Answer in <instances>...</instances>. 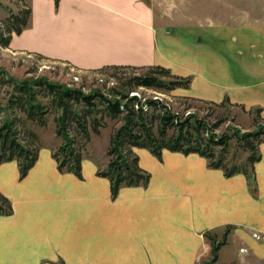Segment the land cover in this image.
Here are the masks:
<instances>
[{
	"label": "crops",
	"instance_id": "1",
	"mask_svg": "<svg viewBox=\"0 0 264 264\" xmlns=\"http://www.w3.org/2000/svg\"><path fill=\"white\" fill-rule=\"evenodd\" d=\"M13 2H0L6 9L0 20L8 8L18 9ZM30 6L29 26L6 49L85 69L162 65L191 77L187 88H176L185 96L214 102L227 96L246 109L260 107L264 117V34L256 27H167L155 22L145 0H59L58 8L54 0H30ZM52 149L41 146L23 178L15 160L0 163V192L13 208L0 215V264H197L204 233L223 234L229 225L217 261L238 264L247 254L250 264H264V240L252 236H264V141L254 164L257 197L242 173L225 176L196 153L164 150L158 159L146 148L135 151L148 184L122 186L112 197L92 159L83 157L79 178L57 168Z\"/></svg>",
	"mask_w": 264,
	"mask_h": 264
},
{
	"label": "trees",
	"instance_id": "2",
	"mask_svg": "<svg viewBox=\"0 0 264 264\" xmlns=\"http://www.w3.org/2000/svg\"><path fill=\"white\" fill-rule=\"evenodd\" d=\"M18 3L17 10L8 8V14L0 20L1 48L8 47L12 35L20 34L30 24V0H18ZM54 4L58 8L59 0H54ZM87 70L106 74L115 82L110 86L104 82L86 92L83 86H67L47 76L17 78L0 67V90L5 88L6 94L4 105H0V115L3 114L0 116V163L15 160L19 177L23 178L34 165L41 147L30 125L43 128L53 115L55 135L60 142L51 150L52 157L60 171L71 172L79 178H82L83 151L91 134L99 135L109 121L118 124L108 139L107 162L96 170L97 175L109 180L112 197L122 186H146L149 182L150 173L139 165L136 148H146L158 159L164 150L196 153L207 159L209 167L222 169L225 176L242 173L253 183L254 164L261 157L259 145L264 141V117L260 107L246 109L243 104L230 102L227 96L220 102L182 96L218 106H238L256 115L253 130L241 131L232 126L217 133L223 117L209 125L196 112L185 114L172 109L160 98L134 93L136 89L169 92L187 88L190 76L175 75L169 68L157 64H106ZM232 140L248 152L242 164L227 162ZM12 212L10 200L0 192V215ZM231 227L225 228L220 240L213 232L204 233L211 246L212 263L218 260V251L226 243Z\"/></svg>",
	"mask_w": 264,
	"mask_h": 264
},
{
	"label": "rangeland",
	"instance_id": "3",
	"mask_svg": "<svg viewBox=\"0 0 264 264\" xmlns=\"http://www.w3.org/2000/svg\"><path fill=\"white\" fill-rule=\"evenodd\" d=\"M11 0H0L7 4ZM149 4L157 24H163L167 27L173 26H203V25H222L229 26L240 31L249 27H256L264 34V0H145ZM16 3V4H15ZM11 3L12 7H19L18 2ZM6 14V9L0 8V15ZM246 34L241 32V41ZM244 37V38H243ZM241 48L246 47L242 43ZM37 52H19L0 47V67L4 68L10 75L23 78L26 76H47L49 79L66 84L67 86H83V90L88 92L91 88L102 85L106 82L110 86L115 82L113 77L108 78L106 74L94 73L85 68L69 65L64 60H58L51 57L41 58ZM40 54V53H39ZM42 55V54H41ZM44 56V55H43ZM47 57V56H45ZM68 62V61H67ZM74 66V67H72ZM92 69V68H88ZM5 88L0 90V105L6 101ZM134 93L140 96L157 97L163 102L169 104L172 109L188 113L196 112L203 116L209 125H212L220 117L225 118L218 125L216 132L220 133L232 126H237L241 131L253 130V118L256 116L253 112L249 113L238 106L224 104L221 106L202 102L195 99H185L184 94L179 89H173L169 92H160L151 89H136ZM3 114L0 116L2 117ZM218 117V118H217ZM118 124L109 121L105 127L100 129L99 135L91 134L90 141L83 151L84 157L92 159L97 166L104 167L107 162L105 150L112 129ZM30 128L38 135L41 146L55 147L60 139L55 135L53 115L49 116L45 127L30 125ZM41 148V147H40ZM248 155L247 151L242 150L232 140L227 155L229 164H242ZM249 191L253 197H257V187L255 182L249 186ZM232 226V225H229ZM209 231V230H208ZM211 232V231H210ZM221 234L216 233L217 240L221 239ZM256 239L263 241L264 236L260 233H252ZM198 256L197 264H220L219 261L212 263L211 246L209 240ZM240 252H246L245 245L240 243ZM230 253L236 252L229 246ZM244 262L238 264H250L254 260L245 254ZM242 260V259H241ZM255 263V262H254ZM261 263V262H260ZM237 264V262H236Z\"/></svg>",
	"mask_w": 264,
	"mask_h": 264
}]
</instances>
